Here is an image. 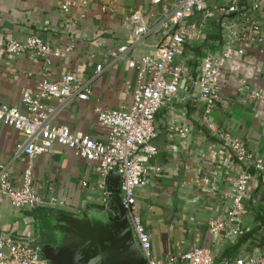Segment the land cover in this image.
Listing matches in <instances>:
<instances>
[{
  "label": "crops",
  "instance_id": "0c3cea01",
  "mask_svg": "<svg viewBox=\"0 0 264 264\" xmlns=\"http://www.w3.org/2000/svg\"><path fill=\"white\" fill-rule=\"evenodd\" d=\"M65 1L72 0H0V103L21 108L23 93H36L42 79L57 83L61 75L72 74L91 81L92 94L87 101L61 106L59 100L51 99L47 104L53 110V125H64L103 141L106 130L97 125L94 109H115L130 103L137 74L128 68L127 60L155 55L162 34L159 18L169 14L178 0H161L157 5L150 0H85V6L64 13L61 5ZM221 4L216 2L217 6ZM212 6L207 9H217ZM136 12L145 18L149 32L120 58L116 49L130 38L128 17ZM257 17L264 22V10ZM232 20L236 18L229 15L228 21ZM220 22L223 24L216 13L206 20L195 13L188 20L201 33L198 39L185 44L183 64L188 76L184 83L195 75L204 55L221 51ZM262 31L263 54L255 50L248 61L258 71L247 77L248 67L239 63L234 70L226 65L210 121L238 136L264 163V24ZM29 36L42 38L63 54L45 68L33 56L13 57L4 52L5 42L24 41ZM70 46L72 49L67 51ZM96 65L102 70L93 77ZM201 112L196 91L192 90L188 98L180 90L155 116L158 136L153 143L157 155L150 162L146 184L135 193L137 215L149 235L152 254L161 260L167 254L179 256L205 247L211 250L214 264L260 256L264 253V174L252 173L246 188L245 208L239 220L247 232L236 239H224L208 231L209 220H221L226 215L231 181L241 169L230 151L202 123ZM178 129H187L184 138L177 134ZM21 141L16 131L0 123V164L6 166L14 185L22 177L23 163L14 154ZM153 167L160 171L156 173ZM32 172L33 187L43 203L14 209L1 198L0 232H19L37 240L36 228L48 214L79 215L101 205L111 184L106 180L109 173L102 176L95 162L85 161L60 146L37 156ZM100 184L103 190L98 188Z\"/></svg>",
  "mask_w": 264,
  "mask_h": 264
},
{
  "label": "built area",
  "instance_id": "2783aa9c",
  "mask_svg": "<svg viewBox=\"0 0 264 264\" xmlns=\"http://www.w3.org/2000/svg\"><path fill=\"white\" fill-rule=\"evenodd\" d=\"M223 5L217 6L216 2ZM178 0L174 9L159 18L158 27L162 31L155 55H145L138 60H127V66L137 74L136 85L131 92V101L127 106L115 109L96 107L94 115L97 125L105 128L103 141L88 134L74 132L64 125H53V110L47 101L56 99L64 106L71 101H87L92 94L91 81L81 80L72 74L61 75L58 82L42 79L34 94L23 93L21 108L0 103V123L12 128L22 138L16 144L15 157L23 163L22 177L18 185L9 179L7 168L0 164V199H6L14 209H26L43 203L33 187V160L60 146L75 156L89 162H95L102 176L110 171L120 175V194L122 206L133 235V239L146 264H214L210 249L198 247L179 256L167 254L161 260L154 258L151 242L141 217L137 215L136 190L147 182V172L151 160L157 155L154 141L158 136L155 128V116L181 90L189 98L196 91L201 101V119L207 129L220 140L231 153L241 169L231 181L230 207L221 220L208 221V231L212 236L224 239H236L247 231L241 226L240 216L244 211V197L252 173L264 174L263 161L248 150L245 143L231 132L218 127L210 121L211 114L219 99V81L226 65L238 64L248 67L247 77L258 71L249 64V57L256 50L263 54V24L257 14L264 10L261 0ZM161 0H150L157 5ZM85 6V0L65 1L61 5L64 13L71 12L77 6ZM213 5V11L207 7ZM212 6V7H213ZM219 8V9H218ZM218 12V13H217ZM203 19L213 18L215 13L222 19L220 46L218 55H204L201 64L190 80L183 64L186 60L185 44L198 39L200 28L188 23L195 14ZM232 15L236 21H228ZM153 18L154 15H150ZM131 35L124 45L116 49V55L125 57L128 50L142 40L149 28L142 14L136 12L128 17ZM70 46L67 51L71 50ZM4 52L13 57L30 55L40 59L48 68L54 58L63 53L54 49L37 36H29L24 41L9 40L4 43ZM102 70L96 65L93 77ZM187 129H178L177 134L184 138ZM159 172V167H153ZM254 171V172H251ZM85 186V184H84ZM100 190L104 187L98 185ZM108 197L104 193L103 201ZM52 202L56 200L52 199ZM0 264H47L40 256L39 247L30 235L19 232H0ZM221 264H264V253L247 259L236 258L231 263Z\"/></svg>",
  "mask_w": 264,
  "mask_h": 264
},
{
  "label": "water",
  "instance_id": "95a60500",
  "mask_svg": "<svg viewBox=\"0 0 264 264\" xmlns=\"http://www.w3.org/2000/svg\"><path fill=\"white\" fill-rule=\"evenodd\" d=\"M106 180L111 184L101 205L79 215L48 214L42 220L44 229L35 242L47 264H146L122 206L120 175L110 171Z\"/></svg>",
  "mask_w": 264,
  "mask_h": 264
},
{
  "label": "flooded vegetation",
  "instance_id": "af4514ba",
  "mask_svg": "<svg viewBox=\"0 0 264 264\" xmlns=\"http://www.w3.org/2000/svg\"><path fill=\"white\" fill-rule=\"evenodd\" d=\"M41 225H42V228H39V226H38V228H36V229H37V233H38V237L40 236V232H41V230L44 229V226H43L42 223H41Z\"/></svg>",
  "mask_w": 264,
  "mask_h": 264
},
{
  "label": "trees",
  "instance_id": "16d2710c",
  "mask_svg": "<svg viewBox=\"0 0 264 264\" xmlns=\"http://www.w3.org/2000/svg\"><path fill=\"white\" fill-rule=\"evenodd\" d=\"M245 239H246V237H245Z\"/></svg>",
  "mask_w": 264,
  "mask_h": 264
}]
</instances>
